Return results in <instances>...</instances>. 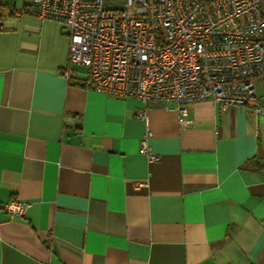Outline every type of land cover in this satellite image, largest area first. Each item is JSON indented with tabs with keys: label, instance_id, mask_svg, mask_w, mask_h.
<instances>
[{
	"label": "crops",
	"instance_id": "1",
	"mask_svg": "<svg viewBox=\"0 0 264 264\" xmlns=\"http://www.w3.org/2000/svg\"><path fill=\"white\" fill-rule=\"evenodd\" d=\"M4 14L0 264H264V115L205 100L184 128L174 102L137 119L140 101L63 76L66 28Z\"/></svg>",
	"mask_w": 264,
	"mask_h": 264
},
{
	"label": "built area",
	"instance_id": "2",
	"mask_svg": "<svg viewBox=\"0 0 264 264\" xmlns=\"http://www.w3.org/2000/svg\"><path fill=\"white\" fill-rule=\"evenodd\" d=\"M1 10L66 28L63 76L83 67L87 87L140 101L137 119H145L148 107L174 102L184 128L192 123L186 106L205 100L264 115L255 94L264 77V0H0ZM150 137L143 135L138 152L158 162ZM27 207L4 204L10 218Z\"/></svg>",
	"mask_w": 264,
	"mask_h": 264
},
{
	"label": "rangeland",
	"instance_id": "3",
	"mask_svg": "<svg viewBox=\"0 0 264 264\" xmlns=\"http://www.w3.org/2000/svg\"><path fill=\"white\" fill-rule=\"evenodd\" d=\"M25 1L29 2V1H31V0H25ZM20 5H21L20 2L16 3V6H17V7L20 6ZM3 13H4V12L2 11V14H3ZM4 15H8V14H4ZM79 71L85 73V69L82 68V67H79Z\"/></svg>",
	"mask_w": 264,
	"mask_h": 264
},
{
	"label": "trees",
	"instance_id": "4",
	"mask_svg": "<svg viewBox=\"0 0 264 264\" xmlns=\"http://www.w3.org/2000/svg\"><path fill=\"white\" fill-rule=\"evenodd\" d=\"M2 11L5 12V10H1L0 11V20H1V17L4 15V13L2 14ZM9 12V11H8ZM11 14V13H10Z\"/></svg>",
	"mask_w": 264,
	"mask_h": 264
}]
</instances>
